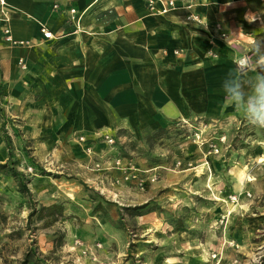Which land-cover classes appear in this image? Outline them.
Returning a JSON list of instances; mask_svg holds the SVG:
<instances>
[{"label": "rangeland", "instance_id": "1", "mask_svg": "<svg viewBox=\"0 0 264 264\" xmlns=\"http://www.w3.org/2000/svg\"><path fill=\"white\" fill-rule=\"evenodd\" d=\"M12 114L0 105V164L4 130L16 156L0 167V264L264 259V128L191 118L64 132Z\"/></svg>", "mask_w": 264, "mask_h": 264}, {"label": "crops", "instance_id": "2", "mask_svg": "<svg viewBox=\"0 0 264 264\" xmlns=\"http://www.w3.org/2000/svg\"><path fill=\"white\" fill-rule=\"evenodd\" d=\"M7 1L0 105L15 117L64 132L111 133L191 118L231 124L245 118L225 102L221 82L237 57H252L250 46L264 41V0H197L192 9L175 0L163 14L146 0Z\"/></svg>", "mask_w": 264, "mask_h": 264}, {"label": "clouds", "instance_id": "3", "mask_svg": "<svg viewBox=\"0 0 264 264\" xmlns=\"http://www.w3.org/2000/svg\"><path fill=\"white\" fill-rule=\"evenodd\" d=\"M246 19L252 22L254 17L246 14ZM250 47L253 56L236 58V68L224 77L221 90L229 106L241 112L252 126L264 128V41H256ZM250 69L255 72L254 77L248 76Z\"/></svg>", "mask_w": 264, "mask_h": 264}, {"label": "built area", "instance_id": "4", "mask_svg": "<svg viewBox=\"0 0 264 264\" xmlns=\"http://www.w3.org/2000/svg\"><path fill=\"white\" fill-rule=\"evenodd\" d=\"M188 1V5L187 8L188 9H192L194 8V6L196 5V1L197 0H187ZM148 7H150L151 9L156 8L157 6H159V13H166L168 11H170L171 9H173L176 5L175 0H146ZM72 12L74 13L75 10H72ZM190 17L193 18V20L200 22V16L196 13H191ZM10 19V10L8 7V1L7 0H0V22H8V20ZM218 29H220V26H217ZM4 30L6 32L7 39H11V36L9 34V28L8 26H4ZM44 34L47 37H51L52 33L50 31H45L44 30ZM222 36H226V34H222Z\"/></svg>", "mask_w": 264, "mask_h": 264}, {"label": "trees", "instance_id": "5", "mask_svg": "<svg viewBox=\"0 0 264 264\" xmlns=\"http://www.w3.org/2000/svg\"><path fill=\"white\" fill-rule=\"evenodd\" d=\"M5 126H3L4 129ZM4 139L6 141L7 147H8V152H9V159L10 162L6 164H0L1 168L7 167L9 164L12 166L16 162V156L14 154L13 146H12V141L10 135L4 130ZM12 174L14 176L20 177V183L24 191H27V183H26V177L25 175L20 172L19 170H16L15 168L11 167ZM253 264H264V259L262 258L260 261L255 262Z\"/></svg>", "mask_w": 264, "mask_h": 264}]
</instances>
